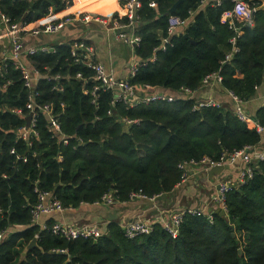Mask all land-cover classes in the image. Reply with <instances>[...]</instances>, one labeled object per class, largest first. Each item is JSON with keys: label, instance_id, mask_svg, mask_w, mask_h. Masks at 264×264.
Wrapping results in <instances>:
<instances>
[{"label": "trees", "instance_id": "1", "mask_svg": "<svg viewBox=\"0 0 264 264\" xmlns=\"http://www.w3.org/2000/svg\"><path fill=\"white\" fill-rule=\"evenodd\" d=\"M245 1L255 8L252 25L221 20L232 8L230 0H140L135 24L140 40L134 46L138 64L126 79L140 90L148 85L181 95L172 101L112 106V91L100 89L93 99L89 91L98 82L73 77L77 72L90 77L93 71L70 63L67 43L31 55L40 71L47 67L50 74L63 76L39 79L35 100L52 103L67 143L53 136L41 112L33 126L37 135L27 140L17 135L25 123L28 91L12 61H5L0 70V230L8 232L0 241V264H264V160L254 163L246 183L229 185L225 214L212 210L211 220L204 212H186L175 238L156 221L149 234L128 238L112 220L96 239L54 234L50 218L44 228L31 221L38 192H50L67 209L101 202L106 193L113 199L106 206L140 197L133 194L158 198L182 181L179 163L205 156L217 161L260 143L264 134L238 120L233 109H193L195 100L181 90L194 92L204 76L217 72L222 88L248 101L264 82L263 0ZM52 6L63 9L66 1L0 0V12L11 23L32 22ZM171 15L186 19L180 32L168 33ZM57 82L62 91L52 89ZM249 114L264 128V105ZM33 237L36 246L25 252Z\"/></svg>", "mask_w": 264, "mask_h": 264}, {"label": "built area", "instance_id": "2", "mask_svg": "<svg viewBox=\"0 0 264 264\" xmlns=\"http://www.w3.org/2000/svg\"><path fill=\"white\" fill-rule=\"evenodd\" d=\"M32 1V0H27ZM122 9L121 11L106 12V13H81L77 12H67L65 7L59 11H55V7L49 8V12L32 22L28 23H16L10 22L9 18L0 12V24L3 29L0 31V40L5 41L0 48V70L2 69L5 61L10 60L14 68L20 72V78L22 80L24 88L28 91V98L25 104L24 119L25 123L20 126L16 133L17 135L27 140L30 135H37L33 129L35 118L38 112L45 115L47 121V128L52 132L53 136H59V138L67 143L65 134L61 132V126L59 118L55 112V108L52 103H39L35 100V95L37 94V83L39 79H53L58 81L63 78L60 73L50 74L49 68L44 67V71H40L38 68L33 66V62L29 60L31 55L37 52H51L54 50L53 45L35 44L26 45V37H35L41 34H53L59 32L67 24L74 21H82L85 23L95 22L108 31H113L116 39L128 44L132 47L139 43L140 37L135 33V24L139 20V15L137 14V9L141 6L140 0H121ZM207 0H201V2H206ZM215 3H220L221 0H213ZM232 2V8L226 10L222 13L221 20H229L230 24L233 25L234 20L242 21L244 24L252 25V11L255 9L250 6L245 0H230ZM150 5L154 6L155 3L151 2ZM126 18L123 19V18ZM186 24V19H180L177 16L168 17V33L172 34L177 32L178 28ZM236 30L237 27H234ZM234 42V37L231 38ZM5 44V45H4ZM69 47V59L72 65L80 64L87 67L93 71L90 77H85L81 72H77L73 75L74 78L85 81L91 79L97 81L98 84L94 85L89 94L95 98V93L98 90L107 91L110 90L113 93V98L111 100V105L114 106L116 102L122 103L125 106H132L136 103H147L154 100H166L172 101L173 98L166 96L161 93L148 92L151 87L144 85L142 89L136 88L134 85L125 79H117L111 71L95 60L93 47L85 42L84 40H73L67 42ZM163 47V45H162ZM236 51V48H234ZM231 54L228 53L225 57L226 60L230 59ZM137 62H135L130 70L129 75L132 76L135 73ZM221 83V76L217 72L210 73L203 77L201 84L203 85H214ZM4 87V86H1ZM55 91H62L63 85L59 82L52 86ZM183 93L186 95L190 94L192 91L187 88H181ZM233 102V111L235 116L241 122L254 127L259 133L264 134V128L259 124V122L251 116L244 107V101L239 99L235 94L227 91ZM87 93V90H85ZM62 105V103H61ZM203 106H220L214 100H204L201 102H195L193 109H199ZM112 109L107 111V114H112ZM17 114H22L21 108L11 109ZM30 116L29 125H26V117ZM122 120L130 123L135 122L134 120ZM259 145V144H258ZM258 145H248L241 149L234 150L228 155H223L217 161L205 156L198 160H190L189 162L179 163V167L183 170L182 181H185L189 174L193 173V170L201 171L205 174L212 167L223 166V169L231 168L234 171L235 177L233 182H219L215 188V194L211 197V202L218 206V209L224 210V198L225 192L227 191L230 184H244L253 177L254 174V163L258 160H264V150ZM181 181V182H182ZM180 182V183H181ZM179 183V184H180ZM133 196H140L141 198H146L139 194H133ZM156 196L147 198L153 201ZM113 202L112 195L106 193L101 197V202L103 204H111ZM67 210L62 203L55 197L52 196L50 192H38V200L36 204L31 209V221L35 224H39V219L41 216L50 217L57 212H63ZM195 213L203 212L198 208H186L178 209L171 212L165 218H159L155 220L161 223L162 227L167 231V233L175 238L178 234L179 225L182 221L183 215L185 213ZM207 217L211 219V212L208 211ZM212 220V219H211ZM155 221H149L142 217H137L132 221L121 223V228L128 238H133L137 235L149 234L152 229V223ZM41 228L45 227V223L40 225ZM50 230L57 235L65 237L67 239L85 238V239H96L102 235L101 228L97 224L83 223L75 224L71 222H64L60 220L53 221L50 225ZM7 230H0V241L7 233Z\"/></svg>", "mask_w": 264, "mask_h": 264}, {"label": "crops", "instance_id": "3", "mask_svg": "<svg viewBox=\"0 0 264 264\" xmlns=\"http://www.w3.org/2000/svg\"><path fill=\"white\" fill-rule=\"evenodd\" d=\"M65 1L67 7L66 11L77 12V14L83 12L117 13V11H121L122 9L121 0ZM88 1H90L89 4H96L98 2L109 4V7L105 5L98 8H90L91 6L88 8ZM75 3L79 8L71 9L76 6ZM103 8L107 10L103 11ZM32 24L34 23L32 22ZM182 28L183 26L179 27L177 32H180ZM2 29L3 26L0 24V31ZM73 40H84L90 44L94 49L95 60L103 64L117 79L127 78L131 66L137 62L134 54V47L116 39L112 30L108 31L105 27L95 22H71L57 33L29 37L28 45L44 43L54 45L67 43ZM4 42L5 41L0 40V48ZM148 92L161 93L173 99L181 96L179 93L167 89H155ZM183 95L185 96L186 94L183 93ZM187 96L192 97L195 102L211 99L224 108H230L232 110L234 107L227 90L222 88L220 84H214L212 86L201 84L196 91L191 92L186 95V97ZM243 105L245 110L251 114H253L259 106L264 105V82L256 89L253 97L248 101H244ZM258 146L264 150V135ZM193 171L194 172L189 174L185 181L178 184L171 193L155 198L153 201L147 198L137 197L128 202L114 203L111 206H106L102 203H83L77 208L67 209L60 213L57 212L50 217L41 216L39 225L45 223V221L50 218L55 221L60 220L75 224H97L103 232L106 224L112 220L117 221L118 224L121 225V223L132 221L137 217L155 221L161 217L165 218L171 212L181 208H198L202 211L218 209V206L211 202V197L215 194V188L219 182H227L228 180L229 183L233 182L232 180L235 177L234 171H232L231 168H224L220 173L213 174L211 178H208V175L201 171Z\"/></svg>", "mask_w": 264, "mask_h": 264}, {"label": "water", "instance_id": "4", "mask_svg": "<svg viewBox=\"0 0 264 264\" xmlns=\"http://www.w3.org/2000/svg\"><path fill=\"white\" fill-rule=\"evenodd\" d=\"M174 7H175V5L171 8V11L174 9ZM261 7H264V0L262 2ZM29 122H30V116L26 117V125H29ZM222 170H223V166L212 167L207 173L208 178H211L213 174L220 173ZM208 211H210V209H208ZM219 214H222V215L225 214L224 210L220 209ZM33 246H36V237H33L29 241V243L26 245L24 251L26 252L27 250H29ZM238 252L240 253V250Z\"/></svg>", "mask_w": 264, "mask_h": 264}, {"label": "rangeland", "instance_id": "5", "mask_svg": "<svg viewBox=\"0 0 264 264\" xmlns=\"http://www.w3.org/2000/svg\"><path fill=\"white\" fill-rule=\"evenodd\" d=\"M87 5H89V4H87ZM101 5V6H100ZM106 5V7H109V4H104V3H101V2H98V3H96V4H91V8H98V7H102V6H105ZM106 10V9H105ZM68 25V24H67ZM5 43V42H4ZM2 46V45H1ZM204 213H207V211H203Z\"/></svg>", "mask_w": 264, "mask_h": 264}, {"label": "bare ground", "instance_id": "6", "mask_svg": "<svg viewBox=\"0 0 264 264\" xmlns=\"http://www.w3.org/2000/svg\"><path fill=\"white\" fill-rule=\"evenodd\" d=\"M89 7H90V6H89ZM89 7H88V8H89ZM91 7H92V6H91ZM91 7H90V8H91ZM71 9H73V8H71Z\"/></svg>", "mask_w": 264, "mask_h": 264}, {"label": "clouds", "instance_id": "7", "mask_svg": "<svg viewBox=\"0 0 264 264\" xmlns=\"http://www.w3.org/2000/svg\"><path fill=\"white\" fill-rule=\"evenodd\" d=\"M219 210V209H218ZM208 212V211H207ZM211 212V211H210Z\"/></svg>", "mask_w": 264, "mask_h": 264}]
</instances>
